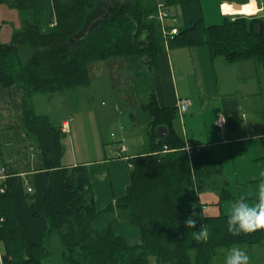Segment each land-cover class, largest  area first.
Here are the masks:
<instances>
[{"label": "trees", "instance_id": "16d2710c", "mask_svg": "<svg viewBox=\"0 0 264 264\" xmlns=\"http://www.w3.org/2000/svg\"><path fill=\"white\" fill-rule=\"evenodd\" d=\"M164 1L167 7L179 8L171 13L179 20V31L169 45L207 44L213 58L229 63L253 60L264 74L263 18L226 16L220 24L205 25L199 0ZM9 3L19 11L21 28L13 31L9 41L0 35V84L23 89L22 126L41 150L47 175L44 236L60 239L61 264H148L150 256L156 264H212L214 252L221 247L264 241V229L233 236L227 231L226 214L203 215L198 194L215 183L222 165L213 159L208 144L184 139L177 132V107L159 106L153 93L142 105L152 116L148 151L128 158L126 194L101 210L93 203L87 165L62 164L66 133L48 114L31 108L35 93L89 85L88 64L94 58L137 55L153 64L164 46L158 21L149 18L155 0H53L56 31L47 30L33 16L31 0ZM144 30L149 33L146 44L139 42ZM260 113L264 121V111ZM159 126L167 128L160 143ZM1 187H5L0 191L3 263L42 264L51 250L45 244L35 245L29 259L22 257L18 224L2 180ZM222 197H229L224 186ZM188 218L195 221L193 229L184 224ZM120 220L138 228L137 244L130 245L122 236ZM200 228L207 238L197 242L192 232Z\"/></svg>", "mask_w": 264, "mask_h": 264}, {"label": "crops", "instance_id": "0c3cea01", "mask_svg": "<svg viewBox=\"0 0 264 264\" xmlns=\"http://www.w3.org/2000/svg\"><path fill=\"white\" fill-rule=\"evenodd\" d=\"M31 1L33 16L40 19L47 30L56 31L53 0ZM199 1L203 22L209 23L208 25L223 22L227 15L219 14L218 6L222 0ZM229 2L239 7L242 0ZM256 5L261 10L253 17L264 19L261 0H256ZM168 7L170 15L178 13L179 8L175 5ZM0 8L1 22H8L9 18H13V29H20L21 21L17 7L9 3V0H0ZM174 16L179 24L178 18ZM2 23V26L6 24ZM12 33L13 30L8 27L1 28V39L9 41ZM163 44L156 54L153 63L155 66H144L137 55H131L124 61V83L121 82L120 88L122 100L116 98L113 101L114 106L106 108L103 107V102L99 104V99H96L87 110V116L84 114L79 118V132H82L83 120L85 122V119L93 118L94 115L101 116L106 122L115 121L120 136L118 144L106 148L102 143L104 151L98 159H76L72 152L71 161L63 162L61 159L62 164L87 165L93 203L97 210L124 196L130 182L128 158L148 151L147 137L152 116L142 105L153 93L159 106L177 107L174 120L177 132L184 139L208 144L213 159L221 163L222 174L215 177L214 184L210 183L199 192L198 201L206 217L226 214V202L240 196H246L248 200L255 199V186L260 179L258 172L264 168V121L260 113L264 111L263 71H260V67L253 60L233 62L236 63L235 66H228L229 62L222 57L211 56L207 44L174 47L164 40ZM110 91L116 93L113 88ZM36 95L33 94L30 100L33 110ZM22 99L21 87H4L0 84V166L6 173V177L0 180L5 182L10 195L12 212L18 224L22 257L29 259L32 246L47 244V238L44 236L47 175L41 150L22 126ZM181 99L191 101L190 107L182 113L178 111ZM112 110H127L130 123L127 124V120L123 118L116 121V114ZM67 116L63 114L53 120L49 115L65 133H71ZM219 116L225 118L223 130L216 125ZM64 123L66 126H63ZM91 127L94 129V126ZM135 135L138 137L136 143L133 142ZM120 145L126 148L122 153L119 152ZM88 148L85 150L88 151ZM222 186L229 197H222ZM28 187L32 189L30 192L27 191ZM119 230L130 245L139 242L140 234L136 226L120 220ZM258 245H264V241ZM0 250L4 251L1 242ZM49 257L50 255L45 256L42 264ZM0 264L9 263L2 261Z\"/></svg>", "mask_w": 264, "mask_h": 264}, {"label": "rangeland", "instance_id": "374dc122", "mask_svg": "<svg viewBox=\"0 0 264 264\" xmlns=\"http://www.w3.org/2000/svg\"><path fill=\"white\" fill-rule=\"evenodd\" d=\"M1 12L0 8V13ZM12 22L13 18H9L8 22L4 23L0 20V24L6 23L2 28L8 27L14 31L16 27L13 29L14 26ZM204 24L208 25L209 23L204 22ZM2 34L4 33L2 32ZM171 51L172 49L169 50V53H171ZM126 59L127 57L118 56L103 59L94 58L90 60L88 66L92 81L89 86H79L66 91L55 92L53 96L44 93H35L37 97L33 106L37 113H49L53 120H56L63 114L65 116L68 115L67 118L70 120L72 131L71 133L66 132L65 136L62 138L65 149L62 156L63 162L71 161L72 152L74 153V157L76 156V159H81L82 157L98 159L97 157L103 155L104 145L107 148L108 146L115 147V145L118 144L117 141L120 136L118 133V125H115V121L106 122L101 116L98 117L94 115L93 118L89 117L85 119V122L83 120L84 125H82L83 128H81L82 132H79V127L81 126V124L79 125V118L84 114L87 116V110L91 108L93 101L96 99H99V104L103 102L102 105L106 108L114 106L113 101H115L116 98L122 100V91L120 90L122 87L121 82L124 83L122 66ZM141 64L144 66H155L152 63L148 64L141 62ZM235 64L236 63H228V66H235ZM255 64L260 67L257 62H255ZM260 71L262 72L261 67ZM112 88L116 90V93L110 91ZM112 111L116 114L114 116L116 121L123 118V120H127V124L130 123L127 110ZM91 125L94 126V129ZM137 141L138 137L135 135L133 137V142L136 143ZM85 148H88V151L85 150ZM46 240V245H48L51 250V254L50 257L44 261V264H59L63 249L60 239L57 235H54ZM231 246L242 248L249 256V264H264V245L234 244ZM228 247L230 246L221 247L214 252L212 264H224V253ZM149 258L148 264H156V260L153 256Z\"/></svg>", "mask_w": 264, "mask_h": 264}, {"label": "clouds", "instance_id": "9594fccd", "mask_svg": "<svg viewBox=\"0 0 264 264\" xmlns=\"http://www.w3.org/2000/svg\"><path fill=\"white\" fill-rule=\"evenodd\" d=\"M261 5L264 6V0H261ZM218 7L221 16L249 17L261 10L257 8L256 0H242L239 7L229 0H222ZM220 121H223L221 116ZM258 176L260 179L255 186V199L248 200L246 196H240L225 203L227 231L233 236L264 229V168L258 172ZM184 224L193 229L195 221L188 218ZM192 238L199 242L207 238V233L203 228L193 230ZM224 264H249V256L242 248L230 246L224 253Z\"/></svg>", "mask_w": 264, "mask_h": 264}, {"label": "built area", "instance_id": "2783aa9c", "mask_svg": "<svg viewBox=\"0 0 264 264\" xmlns=\"http://www.w3.org/2000/svg\"><path fill=\"white\" fill-rule=\"evenodd\" d=\"M156 8L153 13L149 15L150 19H155L158 21L160 26V31L162 38L165 43L169 42L179 31L178 22L175 17H172L169 13L168 7L163 0H155ZM191 105L190 99H181L178 104V111L180 113L185 112ZM223 121H220V116L216 121V125L220 130L225 129V118L221 116ZM63 126H66L64 123ZM186 149L188 150L189 147L187 146ZM126 150L124 145L119 146L120 153ZM6 177V173L3 167L0 166V179ZM5 187H1L0 191L4 192ZM31 187H28V191H31ZM2 262V252L0 250V263Z\"/></svg>", "mask_w": 264, "mask_h": 264}, {"label": "water", "instance_id": "95a60500", "mask_svg": "<svg viewBox=\"0 0 264 264\" xmlns=\"http://www.w3.org/2000/svg\"><path fill=\"white\" fill-rule=\"evenodd\" d=\"M127 17L129 19L134 20V17L132 15H130V14H128ZM148 34H149L148 31L144 30L142 32V34L140 35V37H139V42L143 43V44H146L148 42ZM143 59L146 61L145 57ZM156 133H157V136H158V141L157 142L160 143V142H162V140L164 139V137H165V135L167 133V128L165 126H159L156 129Z\"/></svg>", "mask_w": 264, "mask_h": 264}]
</instances>
